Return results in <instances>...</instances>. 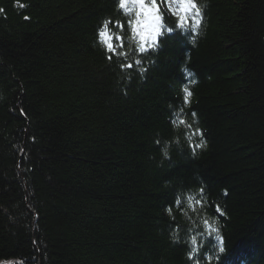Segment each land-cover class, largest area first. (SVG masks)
I'll list each match as a JSON object with an SVG mask.
<instances>
[{
  "label": "trees",
  "instance_id": "1",
  "mask_svg": "<svg viewBox=\"0 0 264 264\" xmlns=\"http://www.w3.org/2000/svg\"><path fill=\"white\" fill-rule=\"evenodd\" d=\"M20 2L0 0V259L217 264L207 220L232 264H264V0H198L194 43L130 52L142 76L99 42L105 18L129 19L115 0Z\"/></svg>",
  "mask_w": 264,
  "mask_h": 264
},
{
  "label": "snow or ice",
  "instance_id": "2",
  "mask_svg": "<svg viewBox=\"0 0 264 264\" xmlns=\"http://www.w3.org/2000/svg\"><path fill=\"white\" fill-rule=\"evenodd\" d=\"M115 3L118 10L122 11L129 19L126 22H122L120 20L113 21L105 18L102 21V26L97 30L99 42L106 53V59L110 63L116 62L122 71L136 68L141 76L146 72V69L140 66L142 64L141 59L133 57V62H128L130 52L135 51L140 54H145L148 53L149 50L155 51L160 47V38L164 36L165 32L169 34H173L177 31L187 33L190 41L194 43L195 37L192 34L198 32L203 20L202 8L204 6L199 4L198 0H115ZM161 3L166 4L175 17V27L168 26L165 23L160 7ZM16 5L21 9L27 7V5L21 3L20 0H16ZM5 11L3 7H0V14H4ZM24 19L27 20L29 17L25 16ZM113 29L119 31H127L130 29L132 35L129 37V40L135 43V49H132L130 45L124 44L123 41L125 37L121 36L119 32H114ZM125 48H128L129 51H123ZM185 72L186 79L189 80V83H195V79L192 78L193 74L187 70H185ZM181 92L182 104L184 106L189 105L191 102L190 98L193 95L189 86L187 84L184 85ZM179 111L183 112L184 108L181 107ZM195 115L194 112L191 113L192 117H195ZM178 124L184 125L189 129L192 128V124L188 123V121L183 118L178 121ZM193 135L200 137L199 142L192 145L193 155H195V149L204 147L205 140L199 128H196ZM187 139L191 142L192 135H189ZM157 143H160V141H157ZM163 155L168 157L167 148L164 149ZM204 191L205 189H200L201 193ZM174 203L180 204L181 201L177 199ZM197 203L202 204L203 201H197ZM166 211L169 215H172L171 208H167ZM215 211L219 213L221 217L225 215L223 209L219 207H217ZM204 225L210 227L211 232L215 233L214 251L211 255L206 256V259L209 261L215 259L217 264H232L225 239L220 229L209 225L207 220L204 221ZM173 239H178L176 234H173ZM191 242L193 245L197 243L195 238H193ZM196 251V248L192 249V253ZM188 259H194L191 253L188 255ZM0 264H25V262L23 260L14 261L10 259H0Z\"/></svg>",
  "mask_w": 264,
  "mask_h": 264
},
{
  "label": "rangeland",
  "instance_id": "3",
  "mask_svg": "<svg viewBox=\"0 0 264 264\" xmlns=\"http://www.w3.org/2000/svg\"><path fill=\"white\" fill-rule=\"evenodd\" d=\"M160 5H161V7H162L163 9H169V8L167 7V5L164 4V3H161Z\"/></svg>",
  "mask_w": 264,
  "mask_h": 264
}]
</instances>
